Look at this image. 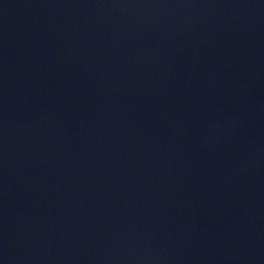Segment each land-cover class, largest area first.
Instances as JSON below:
<instances>
[{
  "label": "water",
  "instance_id": "obj_1",
  "mask_svg": "<svg viewBox=\"0 0 264 264\" xmlns=\"http://www.w3.org/2000/svg\"><path fill=\"white\" fill-rule=\"evenodd\" d=\"M0 264H264V0H0Z\"/></svg>",
  "mask_w": 264,
  "mask_h": 264
}]
</instances>
